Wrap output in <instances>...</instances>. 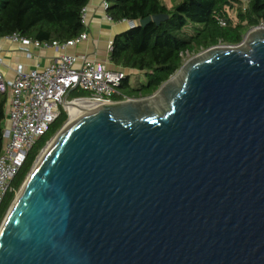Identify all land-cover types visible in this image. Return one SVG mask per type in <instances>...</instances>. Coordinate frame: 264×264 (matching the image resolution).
Instances as JSON below:
<instances>
[{
    "label": "water",
    "instance_id": "obj_1",
    "mask_svg": "<svg viewBox=\"0 0 264 264\" xmlns=\"http://www.w3.org/2000/svg\"><path fill=\"white\" fill-rule=\"evenodd\" d=\"M0 264H264V30L67 121L0 225Z\"/></svg>",
    "mask_w": 264,
    "mask_h": 264
},
{
    "label": "trees",
    "instance_id": "obj_2",
    "mask_svg": "<svg viewBox=\"0 0 264 264\" xmlns=\"http://www.w3.org/2000/svg\"><path fill=\"white\" fill-rule=\"evenodd\" d=\"M90 0H0V39L18 36L39 44H63L86 33L83 11ZM105 16L112 23L133 22L135 26L116 35L110 45L108 62L129 72L116 87L122 98L146 99L160 89L183 66L200 53L217 46H238L245 34L264 26V0H178L168 7L160 0H104ZM234 10L235 19L229 15ZM162 17L140 27L141 20ZM131 72L144 75V81ZM88 98L75 90L68 100ZM6 98L0 95V153L4 129ZM66 112L59 116L47 133L33 145L10 190L0 204V225L16 192L24 183L46 144L66 123Z\"/></svg>",
    "mask_w": 264,
    "mask_h": 264
},
{
    "label": "built area",
    "instance_id": "obj_3",
    "mask_svg": "<svg viewBox=\"0 0 264 264\" xmlns=\"http://www.w3.org/2000/svg\"><path fill=\"white\" fill-rule=\"evenodd\" d=\"M102 6L104 10L105 3ZM84 18L85 10L82 15L83 23ZM125 23L128 29L135 26L133 22ZM87 38V34L83 33L63 44H39L15 35L9 39L24 46L30 44L37 48L64 52L83 43ZM127 75L129 72L126 70L108 69L101 62L91 61L85 56L68 54L60 55L43 69L24 72L22 67L18 66L12 78L0 73V95L6 98L3 146L0 153V204L10 190V183L23 165L27 154L36 141L48 132L61 109L67 112V106L76 101L106 105L132 100L114 99L120 96L116 87ZM75 90L86 93L88 98L67 99L64 104L63 99L67 93Z\"/></svg>",
    "mask_w": 264,
    "mask_h": 264
},
{
    "label": "crops",
    "instance_id": "obj_4",
    "mask_svg": "<svg viewBox=\"0 0 264 264\" xmlns=\"http://www.w3.org/2000/svg\"><path fill=\"white\" fill-rule=\"evenodd\" d=\"M104 0H90L85 9L84 25L87 40L64 52L53 49L24 46L9 38L0 39V73L7 78L14 76V70L20 66L24 72L43 69L62 54L85 56L94 62L105 64L108 69L114 67L108 62V45L112 39L128 29L125 22L112 23L104 14Z\"/></svg>",
    "mask_w": 264,
    "mask_h": 264
},
{
    "label": "rangeland",
    "instance_id": "obj_5",
    "mask_svg": "<svg viewBox=\"0 0 264 264\" xmlns=\"http://www.w3.org/2000/svg\"><path fill=\"white\" fill-rule=\"evenodd\" d=\"M162 3H164L166 6H168V7H173L175 4H177V2H178V0H160ZM229 15L232 17V19H235L236 17H235V12H234V10H232V11H229ZM262 27H258V29H261ZM263 30H264V28H262ZM253 30V29H252ZM252 30H249L246 34H245V36L243 37V41H242V43H244L245 42V40H246V37H247V35H248V33H250ZM241 43V44H242ZM219 47V46H218ZM220 47H222V46H220ZM201 54V53H200ZM200 54H198V55H200ZM203 54V53H202ZM198 55H196V56H198ZM195 57V56H194ZM193 58V57H192ZM191 58H189V60H190ZM131 74V79H130V82H131V84L133 83V81L135 80V78H137V80H139L140 82H143L144 81V75L142 74V73H139V75L137 74V75H135L136 73H134V72H131L130 73ZM176 75V74H175ZM174 75V76H175ZM173 76V77H174ZM172 77V78H173ZM62 110V109H61ZM63 111V110H62ZM67 113V116H68V119H67V121H69L70 120V118H69V114H68V112H66ZM67 121H66V123H67ZM54 138V137H53ZM53 138L46 144V146L44 147V149H42L41 150V152H40V154H39V156L40 155H42V152L44 153V151H45V149H47V147L49 146V144L51 143V141L53 140ZM39 156L37 157V159L39 158ZM23 185V184H22ZM21 188H22V186L20 187V189H19V191L21 190ZM19 191L18 192H16V194H15V198L17 197V195L19 194ZM15 198H14V200H15ZM13 200V201H14Z\"/></svg>",
    "mask_w": 264,
    "mask_h": 264
},
{
    "label": "bare ground",
    "instance_id": "obj_6",
    "mask_svg": "<svg viewBox=\"0 0 264 264\" xmlns=\"http://www.w3.org/2000/svg\"><path fill=\"white\" fill-rule=\"evenodd\" d=\"M258 30H263V29L261 28ZM96 107H98L97 104H93V103L88 102V101H76V102L69 104L67 106V112H68L69 118H70L69 121L76 119L77 117H79L82 114L89 113L90 111H92ZM42 154H43V152H42Z\"/></svg>",
    "mask_w": 264,
    "mask_h": 264
}]
</instances>
